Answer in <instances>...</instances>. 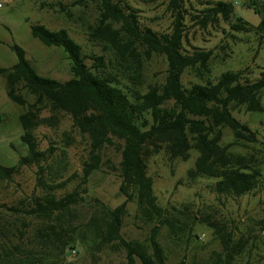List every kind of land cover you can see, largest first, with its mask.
Segmentation results:
<instances>
[{"label": "trees", "instance_id": "trees-1", "mask_svg": "<svg viewBox=\"0 0 264 264\" xmlns=\"http://www.w3.org/2000/svg\"><path fill=\"white\" fill-rule=\"evenodd\" d=\"M90 1L96 4L97 17L87 27L86 34L88 41L101 46L104 53L85 54L64 28L50 30L43 24H34L30 29L32 37L45 46L60 47L66 53L70 78L59 81L38 74L17 44L10 45L16 62L0 68L7 97L25 107L18 119L22 128L20 139L26 147V154L19 156L16 165H0V180H10L21 166L36 165L37 184L44 189V194L29 202L19 200L18 205L7 210L46 221L56 214L66 213L81 198L76 189L57 198L54 190L64 183L48 184L41 177L43 164L52 156L53 148L41 149L34 130L42 124H56L57 114L66 113L71 117L72 126L89 140L88 157L82 166V184L99 168L102 148L117 146L120 153L119 191L125 195V200L113 208L97 201L101 217H92L87 224L92 240L97 246L122 247L129 264H134L135 258L142 264H166L158 238L161 227L166 226L173 235L192 229L188 223L169 217L158 204L153 179L147 171L148 158L163 149L170 159L187 160L194 150L197 156L187 172L188 177L215 179L210 185L215 194L238 197L263 187L264 175L257 158L235 154L228 150V145H222L221 140L222 129L228 128L236 141H257L255 133L232 114V108L243 106L249 112H264L261 102L264 69L253 81L243 79V70L225 71L215 81L209 79L212 51L195 49L185 53L182 49L187 14L184 0H168L172 24L170 31L161 33L141 27L136 9L123 0H73L70 5ZM202 4L201 15L191 17L196 25L205 28L221 19L234 32L264 36V0L245 3L260 16L256 25L236 14L233 1L207 0ZM59 9L64 12L66 6L60 3ZM153 55L163 56L166 62L164 80L148 83L143 88L142 63ZM87 60H91L90 65ZM187 69L203 82L184 86L182 74ZM22 90L33 96L32 102L27 103ZM44 109L51 114L41 117ZM129 201L135 202L140 219L151 225L147 243L121 236ZM55 227L49 224L44 228L40 243V247L46 249L44 259L50 258V264H56L55 255H64L65 247L73 242L65 239ZM14 230L23 235V230L17 226L13 229L8 221L7 226L2 224L0 234L10 240V236H16ZM190 236L189 233L187 239ZM221 238L224 252L216 264H235L234 257L242 244L230 247L229 234ZM13 248L22 252L19 245ZM0 264L37 263L32 254H16L0 242ZM177 264H184L183 258Z\"/></svg>", "mask_w": 264, "mask_h": 264}, {"label": "rangeland", "instance_id": "rangeland-1", "mask_svg": "<svg viewBox=\"0 0 264 264\" xmlns=\"http://www.w3.org/2000/svg\"><path fill=\"white\" fill-rule=\"evenodd\" d=\"M72 1L14 0L11 5L0 9V68L10 67L16 62V55L10 45L17 44L38 74L59 81L70 78V61L66 53L60 47L45 46L32 37L30 29L34 24H43L50 30L64 28L82 46L85 54L104 53L101 46L88 41L86 34L87 27L97 17L95 2L71 6ZM123 1L136 9L141 27H149L158 33L170 31L172 16L167 9L168 0ZM204 1L207 0H184L187 14L184 18L183 52L211 50L209 79L213 81L225 71L238 70H243L244 80H256L264 69V36L254 32H234L221 19L205 28L196 25L191 17L199 14ZM247 1L236 0L235 12L256 25L260 16L245 4ZM60 3L66 6V11L59 9ZM87 64L90 65L91 60H87ZM165 70L166 62L161 55L144 60L141 67L143 88L148 83H162ZM197 82H203V79L196 77L191 69L183 72L184 86ZM21 92L27 103L33 101L32 95L25 90ZM261 102L264 106V91L261 93ZM24 109L7 97L5 79L0 75L2 166L16 165L19 156L26 154V147L20 139L22 128L18 119ZM50 114L48 109H44L40 115L47 117ZM232 114L255 133L257 141H236L232 132L223 128L221 144L228 145V150L235 154L256 157L264 175V112H249L239 106L232 108ZM57 117L56 124H42L34 130L41 149L53 148L52 156L43 164L45 168L41 177L48 184L64 183L61 188L54 190L57 198L75 189L81 198L66 213L56 214L46 221L8 211L7 208L18 205L19 200L29 202L44 194V189L36 180L38 167L21 166L10 180H0V228L2 224L7 226L10 221L13 229L17 226L23 230V235H18L17 230H14L16 236H10V240H7L5 235L0 234V242L16 254H32L37 264H50V258L44 259L46 249L41 248L40 243L46 230L44 228L52 224L56 230H61L65 239L73 240L65 247L64 255H55L56 264H129L122 247L116 244L97 246L87 227L92 217H101L97 201L113 208L125 200V195L119 191L118 147L106 146L101 149L99 168L89 176L87 183L82 184V166L88 157L89 140L72 126L68 114L58 113ZM196 156L197 152L191 150L187 160L170 159L162 149L148 158L147 171L153 179L158 204L165 208L169 217L188 223L192 229L173 235L166 226L161 227L158 238L166 255V264H177L182 258L184 264L219 263L224 252L221 237L227 234L230 236V247L242 244L234 257L235 264L264 263V186L238 197L217 195L210 189L215 179L199 177L191 180L188 177L187 172ZM126 208L121 236L126 240L147 243L151 225L137 215L134 201L127 202ZM97 223L99 225L100 222L97 220ZM189 233L192 236L187 239ZM15 245H19L22 252H17L13 248ZM134 264L142 263L135 258Z\"/></svg>", "mask_w": 264, "mask_h": 264}, {"label": "built area", "instance_id": "built-area-1", "mask_svg": "<svg viewBox=\"0 0 264 264\" xmlns=\"http://www.w3.org/2000/svg\"><path fill=\"white\" fill-rule=\"evenodd\" d=\"M13 1L14 0H0V9L11 5ZM233 2H236V0H233Z\"/></svg>", "mask_w": 264, "mask_h": 264}]
</instances>
